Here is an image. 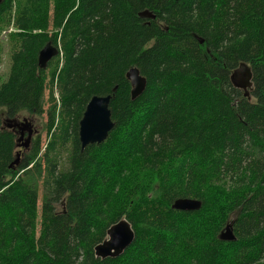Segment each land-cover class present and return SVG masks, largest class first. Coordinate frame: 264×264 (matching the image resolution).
Listing matches in <instances>:
<instances>
[{
  "label": "trees",
  "instance_id": "1",
  "mask_svg": "<svg viewBox=\"0 0 264 264\" xmlns=\"http://www.w3.org/2000/svg\"><path fill=\"white\" fill-rule=\"evenodd\" d=\"M10 26L0 264H264V0H2L0 36ZM48 42L63 57L40 68ZM243 62L248 97L231 81ZM132 67L147 80L135 100ZM47 89L46 146L41 131L11 167L3 120L42 116ZM108 94L115 126L82 148L86 106ZM179 198L202 206L172 208ZM123 218L135 240L98 258ZM230 222L236 239L221 240Z\"/></svg>",
  "mask_w": 264,
  "mask_h": 264
},
{
  "label": "water",
  "instance_id": "2",
  "mask_svg": "<svg viewBox=\"0 0 264 264\" xmlns=\"http://www.w3.org/2000/svg\"><path fill=\"white\" fill-rule=\"evenodd\" d=\"M1 2L2 0H0V3ZM139 15L150 19L155 18V15L148 10L141 11ZM199 40L200 42H204L202 38H199ZM58 53L59 48L54 46L51 42H48L39 53L38 64L40 68H46L48 63L57 56ZM126 76L131 83V97L135 100L145 91L147 80L140 73L138 67L130 68L126 73ZM252 76L251 68L243 62L231 74V81L235 87L241 88L244 94L248 95L249 90L253 87ZM115 90L116 88H114V91ZM111 99V94L106 96L95 95L88 102L79 126V139L82 148H85L89 144H100L104 142L108 138L110 131L114 128L115 123L112 120V112L110 109ZM31 121L32 119L24 117L23 120H21V123L32 127ZM7 122L10 123L8 125L9 127H17L22 130V134L25 131L29 132L26 141L23 143L24 146H27L32 134V129H22L18 121L15 119H7ZM20 139L21 138L17 139V141ZM19 159L20 154L17 153L16 159L10 164V166L15 167L18 165ZM200 207L201 201L190 198H180L173 203V208L181 210H196ZM230 225L231 224H227L225 230L221 232V239H236L232 230V225L231 227ZM134 240L135 232L132 229L130 222L123 218L108 228L107 237L95 246V254L102 259L107 257H118L124 253Z\"/></svg>",
  "mask_w": 264,
  "mask_h": 264
},
{
  "label": "rangeland",
  "instance_id": "3",
  "mask_svg": "<svg viewBox=\"0 0 264 264\" xmlns=\"http://www.w3.org/2000/svg\"><path fill=\"white\" fill-rule=\"evenodd\" d=\"M11 27H13V26H10L7 29H4L1 33V36H0V40H1L2 45H3L2 52L0 54V74L2 75V77H6L7 72L9 70V67H10V59H9V51H8L9 47L7 45V36L9 33H11L8 31ZM60 56L63 57V55H61V54H60ZM49 72L50 71L48 69L47 73H49ZM56 97H58V93H56ZM45 100H46V103H45L46 112L42 116L34 117L36 119L37 127L39 129H41V131H42L41 132V143H42L43 147L46 146V143L49 139V136H48L47 130H46V126L48 124V112L47 111L49 110V108L51 106L49 103V89L46 90ZM17 139H18V136H16V141H17ZM20 143H21L20 147H23L24 142H20ZM17 150L19 152V148H17ZM39 198H40L39 199V205H41L42 191H40V193H39Z\"/></svg>",
  "mask_w": 264,
  "mask_h": 264
},
{
  "label": "flooded vegetation",
  "instance_id": "4",
  "mask_svg": "<svg viewBox=\"0 0 264 264\" xmlns=\"http://www.w3.org/2000/svg\"><path fill=\"white\" fill-rule=\"evenodd\" d=\"M25 116H17L15 117L14 119L17 121L18 120V123L20 124L21 128L22 129H25V130H31L32 129V134H31V137H30V140H29V143L27 146H24L23 147H20L21 146V143L20 142H25L26 141V138L28 137L29 135V132L28 131H25L23 134L21 133L22 130L18 129V128H9V122L5 121V119L3 120V127L4 128H8V129H11L15 134L16 136H18V139L21 138L19 141H17V147L19 148V152H23L25 151L29 146H31L33 140H35V138L37 137V135L41 132V129H39L37 127V124H36V119H32L31 123H32V127L29 126V125H23V123H21V120L24 118ZM20 146H19V145Z\"/></svg>",
  "mask_w": 264,
  "mask_h": 264
},
{
  "label": "bare ground",
  "instance_id": "5",
  "mask_svg": "<svg viewBox=\"0 0 264 264\" xmlns=\"http://www.w3.org/2000/svg\"><path fill=\"white\" fill-rule=\"evenodd\" d=\"M142 17V16H141ZM245 96H250V90H249V93H248V95H246L245 94ZM180 199V198H179ZM190 199H195V198H190ZM177 200V199H176ZM175 200V201H176ZM195 200H197V199H195ZM200 201V200H199ZM201 206H202V202H201ZM172 208H173V205H172ZM201 208V207H200ZM199 208V209H200ZM174 209H176V208H174ZM199 209H196V210H199ZM177 210H181V209H177ZM181 211H195V210H181ZM228 224H231L232 225V223L230 222V223H228ZM231 225H230V227H231ZM224 230H225V228H224ZM232 230H233V225H232ZM233 233H234V230H233ZM221 234V233H220ZM235 235V234H234ZM235 237H236V235H235ZM221 239V238H220ZM221 240H223V239H221ZM225 241H231V240H225ZM98 258H100V257H98Z\"/></svg>",
  "mask_w": 264,
  "mask_h": 264
}]
</instances>
